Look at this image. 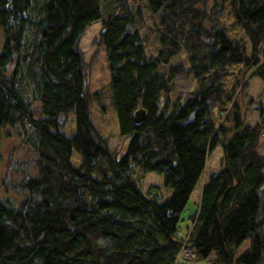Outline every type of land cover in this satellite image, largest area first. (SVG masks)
<instances>
[{"label":"trees","instance_id":"1","mask_svg":"<svg viewBox=\"0 0 264 264\" xmlns=\"http://www.w3.org/2000/svg\"><path fill=\"white\" fill-rule=\"evenodd\" d=\"M145 2L161 27L152 52L143 12L128 0H0V133L10 127L26 135L38 155L36 175L19 165L24 199L0 195V264H185V249L212 256L210 264H264V102L251 125L236 101L249 70L264 94V0ZM228 17L250 53L225 31ZM96 21L127 138L119 158L90 117L79 40ZM181 50L198 89L185 103L172 98L184 71L170 62ZM137 110L145 111L138 123ZM70 115L75 127L67 134ZM216 146L223 165L203 184L191 227L180 235L181 214ZM135 169L162 175L169 197L144 195ZM245 239L249 247L236 258Z\"/></svg>","mask_w":264,"mask_h":264},{"label":"rangeland","instance_id":"2","mask_svg":"<svg viewBox=\"0 0 264 264\" xmlns=\"http://www.w3.org/2000/svg\"><path fill=\"white\" fill-rule=\"evenodd\" d=\"M106 5L110 0H103ZM133 7L139 6L143 12V23L141 29L144 35L149 36V43L147 50L152 52V45L156 48V42L153 40L155 33L161 29L159 25L158 14H152L146 8L145 0H128ZM105 5V7H106ZM225 24L229 29H225L230 37H239L248 47L250 53V44L244 36V32L237 24H233V18L228 17L225 19ZM101 29L100 21H96L87 26L79 40V49L82 52L84 63L87 68V89L91 95L90 99V117L97 128L99 133L107 140L112 154L119 158L125 151L127 138L122 136L119 132V124L116 111L112 102V89L110 84V73L106 62L105 50L96 42ZM264 49V44L262 45ZM171 66H180L183 73L177 76L175 85L173 86L172 98H179L184 103L193 98L197 92L196 82L193 76L187 73L189 67L184 52L179 51L170 62ZM240 67H231L229 71L234 73ZM252 70L246 72L243 76L244 86H240L237 90L236 101L240 109L244 112L245 121L254 125L259 120L257 113V106L264 102V94L262 92V83L259 78L251 77ZM234 82V74L229 76L226 80V87L231 88ZM33 115L35 117L41 116L40 103L35 102L32 105ZM220 118V117H219ZM223 120V121H222ZM224 122V118L218 119ZM75 127V119L73 115L68 117L63 131L67 134L71 133ZM26 135H19L17 132L10 128L5 127L0 133V195L3 198H9L14 204H19L24 199L25 190H19L18 184L22 178V171L19 165L25 166V170L31 175L37 174V167L35 166V159L38 157L36 151L31 146V143L25 139ZM258 151L264 155V131L259 141ZM12 160L10 166L12 167L13 161L16 162L15 169H9L8 163ZM80 155L74 152L72 161L78 164ZM223 165V152L220 146L212 149L207 157L204 171L196 183L188 202L181 214L179 222V233L184 235L187 229L191 227L189 217L197 211L200 195L203 184L206 182L208 176L212 172L221 169ZM9 171V181L6 180L7 172ZM133 176L138 181V186L142 193L148 197L152 196L158 201H165L171 191L164 187L163 176L155 172L141 173L139 169H135ZM16 186L15 187H13ZM250 244L249 239H245L235 252L238 258ZM211 259V257H210ZM185 264H210L208 259L195 257V259H184ZM179 262H181L178 259ZM222 264V263H219Z\"/></svg>","mask_w":264,"mask_h":264},{"label":"water","instance_id":"3","mask_svg":"<svg viewBox=\"0 0 264 264\" xmlns=\"http://www.w3.org/2000/svg\"><path fill=\"white\" fill-rule=\"evenodd\" d=\"M135 122H141L145 118V111L144 110H137L133 114Z\"/></svg>","mask_w":264,"mask_h":264},{"label":"built area","instance_id":"4","mask_svg":"<svg viewBox=\"0 0 264 264\" xmlns=\"http://www.w3.org/2000/svg\"><path fill=\"white\" fill-rule=\"evenodd\" d=\"M181 255L184 259H190V260L195 259V253L192 250H186V249L182 250Z\"/></svg>","mask_w":264,"mask_h":264}]
</instances>
